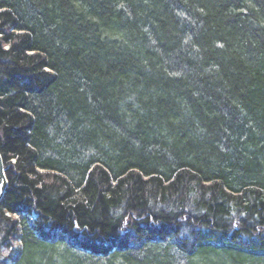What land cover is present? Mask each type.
I'll list each match as a JSON object with an SVG mask.
<instances>
[{"label":"trees","instance_id":"1","mask_svg":"<svg viewBox=\"0 0 264 264\" xmlns=\"http://www.w3.org/2000/svg\"><path fill=\"white\" fill-rule=\"evenodd\" d=\"M0 154V264H264V0H0Z\"/></svg>","mask_w":264,"mask_h":264},{"label":"bare ground","instance_id":"2","mask_svg":"<svg viewBox=\"0 0 264 264\" xmlns=\"http://www.w3.org/2000/svg\"><path fill=\"white\" fill-rule=\"evenodd\" d=\"M10 32L11 33H9V34H12V35H16L17 34L15 31H10ZM14 33H16V34H14ZM4 47L6 48L5 50H8L10 48L8 45H5ZM0 156H1V154H0ZM1 158H2V156H1ZM2 160H3V158H2ZM5 176L7 177L6 171H5ZM2 199H3V197H2ZM1 202H2V200H1ZM1 202H0V204H1ZM7 216L16 219V216H11L10 214H7ZM18 224L19 225L16 228L22 230L23 229V225L20 224V223H18ZM21 240H22L21 238L18 240L17 247L15 248V250H14V252L12 254L13 258L15 259V261L17 260V262H19L22 259V255L20 254V252H22L23 242ZM60 248H62V246Z\"/></svg>","mask_w":264,"mask_h":264},{"label":"water","instance_id":"3","mask_svg":"<svg viewBox=\"0 0 264 264\" xmlns=\"http://www.w3.org/2000/svg\"><path fill=\"white\" fill-rule=\"evenodd\" d=\"M5 166H4V162L0 156V202L2 200V197L4 196L5 190L8 186V181L7 178L5 176Z\"/></svg>","mask_w":264,"mask_h":264},{"label":"rangeland","instance_id":"4","mask_svg":"<svg viewBox=\"0 0 264 264\" xmlns=\"http://www.w3.org/2000/svg\"><path fill=\"white\" fill-rule=\"evenodd\" d=\"M57 250V252L60 254L59 256L58 255H56V256H54L53 258V260H54V264H63V260H62V253L61 252H63V251H65L64 249H62V248H58V249H56ZM76 256H78V255H76ZM79 258H84L87 262H90V261H92L93 259H90L89 257H87V256H85V255H83V254H79ZM99 262H103V261H99Z\"/></svg>","mask_w":264,"mask_h":264}]
</instances>
